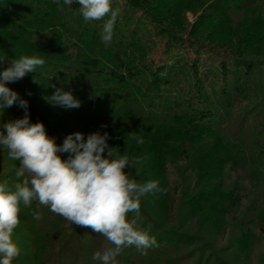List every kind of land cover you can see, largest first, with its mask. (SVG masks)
I'll use <instances>...</instances> for the list:
<instances>
[{"label":"trees","instance_id":"trees-1","mask_svg":"<svg viewBox=\"0 0 264 264\" xmlns=\"http://www.w3.org/2000/svg\"><path fill=\"white\" fill-rule=\"evenodd\" d=\"M125 1L144 10L150 0ZM151 2L155 6L150 8L151 15L148 17L162 24L164 19L172 21V25L178 23L177 17L183 10H201L199 23L208 27L206 37L210 42L196 40L197 43H206L205 47L217 51L230 47L228 52H236L230 57L232 72L225 62H220L214 72L222 79L227 73L235 75L232 86L224 84L217 91L205 90V85L199 81V74L189 72L187 62L183 61L157 68L141 64L137 55L144 59L142 57L149 48L134 37L136 30L128 40L120 24L125 10L115 24L110 45L105 46L101 42L104 21L85 22L80 6L77 3L64 5L63 0H60L59 7L56 0H0V72L10 66L12 49L16 58L21 55L44 58L46 62L42 67L8 84L28 101L31 123L43 122L47 134L60 140L61 135L49 124V112L64 113V109L54 106L48 98L57 88L71 91L81 102V106L73 110L84 116L87 126L85 140L93 132L112 131V135H117L115 148L119 152L125 148L140 151L141 164H137L132 176L139 174L149 180L161 173L168 163L180 160V154L187 157L189 170L198 177L197 188H201L187 201V205H191L189 209L200 212L207 208L204 216L211 219L213 216L220 217L223 216V203L233 197L234 189H227L230 188L227 181L231 174L246 171V174L250 173L253 188H264V85L263 80L259 81L258 90L261 92L255 95L249 80L250 69L255 64L250 62L249 69H243L246 54L257 57V65L264 68V0ZM112 5H115L113 0ZM168 26L166 34L172 38L180 28L174 30ZM70 47L79 53L75 58L67 55ZM96 51L110 55L120 66L112 68V64L101 62L99 70L91 72L85 65L93 59L90 53ZM241 96L250 104L259 99L257 104H252V109L258 110L260 120L257 130H250L249 135L243 131L231 133L228 129L229 113ZM14 105L0 109V125L23 118L24 109ZM69 128L68 125L66 130ZM138 139L143 143H138ZM0 149V182H11L19 163L9 159L2 146ZM67 155L65 153L66 158ZM143 207L141 202L140 213ZM40 208L41 219L36 220L27 208L21 206L20 222L24 231L36 240L32 259L38 264H48L65 220L46 207ZM263 215L264 212L261 217ZM154 226L150 230L148 225L140 228L154 232ZM87 228L80 227L78 234ZM153 236L158 246L151 248L149 252L152 254H165L167 248L175 249L180 245H196L191 237L173 231ZM60 247L63 250L68 244ZM126 248L122 250L127 253L120 264H136Z\"/></svg>","mask_w":264,"mask_h":264},{"label":"rangeland","instance_id":"rangeland-1","mask_svg":"<svg viewBox=\"0 0 264 264\" xmlns=\"http://www.w3.org/2000/svg\"><path fill=\"white\" fill-rule=\"evenodd\" d=\"M113 3H115L114 8L119 7L121 12L125 10V17L121 19L122 23L120 22V24L122 29H125L128 40L136 30L134 37L146 48H149V50L147 49L148 53L142 57L144 59L141 60V56L137 55L141 64L153 65L154 68H157L161 65H171L174 62L183 61L187 62L186 67L189 72L199 74V81L205 85V90L213 92L223 88L224 84L227 87L232 86L235 75L227 73L222 79V76L220 77L218 73L214 72L218 69L220 62H225L228 65L227 68L232 72L233 62L230 57L236 52H228L230 47L217 51L205 47L206 43H197L196 40L210 42L206 37L208 27H205L204 23H199L201 10L181 11L177 17L178 23L172 25V21L169 22L164 19V24H162L148 17L151 15L150 8L153 9L155 6L151 0L148 1L144 10L129 5L125 0H113ZM154 11L160 14L159 11L155 9ZM160 16L162 19L164 18L162 14ZM167 26L174 30L180 28V30L173 34L174 37L169 38L166 34ZM77 54H79L77 49L72 47L68 49L67 55L75 58ZM90 56H92L93 61H88L89 65L86 64L85 66L92 70L91 72L98 71L101 62L112 64V68L120 66L116 59L104 52H91ZM256 58L249 54L244 55V59L247 61H245L243 69H249L250 62L255 64L250 69L249 80L252 87L251 91H254L255 95H260L258 83L263 80L264 85V68L257 65ZM173 75L177 74L174 73ZM210 95L212 94L210 93ZM262 95L264 97V91ZM252 102H254L252 104H257L259 99H254ZM252 104L244 100L242 96L237 98L233 110L228 116L230 118L228 129L231 133L243 131L249 135L250 130L256 129L260 115L257 109H252ZM14 106L18 107V104ZM62 109H64V113L49 112L50 126L61 135L60 140L57 139L56 143L62 144L67 135L77 132L83 133L85 138L87 126L83 121L84 116L73 109L63 107ZM253 112L256 113L253 114ZM251 114L254 115L253 118L250 117ZM68 125L70 128L66 130ZM105 132L110 137L108 145L115 148L117 135H112V131L106 130L102 131L101 134ZM125 152L130 158H139V149L125 148L120 153ZM61 156L66 158L65 153H61ZM178 158L180 160L168 163L161 173L152 178V181H158L161 189L166 188L167 191L160 194H148L142 198L145 207L142 208L139 217H136L137 223L139 227L148 225L149 230L151 226L155 225L157 231L155 229L154 232L153 230L148 231L149 235L173 231L191 237L196 245L189 247L180 245L175 249L167 248V251L163 250L167 252L165 254L160 252L152 254L149 252L151 248L137 250L134 246L128 247L126 249L130 259L136 264H264V215L261 217L264 212V188H253L254 184L251 185L250 173L246 174V171L240 170L237 174H231V178L227 181L230 188L227 189H234L233 197L223 203V216H213L211 219L204 216L207 214V208L200 210V212H193L189 209L191 205L189 203L187 205V201L201 188H197L198 177L194 171L189 170L187 157H181L180 154ZM136 166L126 168L125 171L132 175ZM132 178L138 183L149 181L139 174L132 176ZM235 185L237 188H234ZM40 207L33 203L31 208H27V212L31 213L35 210L40 211L42 215ZM134 217L135 213H129V219ZM245 218L247 220L244 221ZM79 228L76 225L71 226L65 220L60 234L56 237L57 245L54 246L53 255L47 260L48 264H100L99 261L92 259L94 252L111 245L102 236L91 231L90 228L78 234ZM24 230L25 228L20 222L19 227L14 231L13 240L18 244L20 254L13 260L12 264H38L32 259L36 240ZM240 242H245V244L242 245ZM65 243L68 244V247L61 250L60 246L65 245ZM126 253L122 251L116 258V264L123 261ZM208 257H210L209 262H207Z\"/></svg>","mask_w":264,"mask_h":264},{"label":"clouds","instance_id":"clouds-1","mask_svg":"<svg viewBox=\"0 0 264 264\" xmlns=\"http://www.w3.org/2000/svg\"><path fill=\"white\" fill-rule=\"evenodd\" d=\"M58 7L60 0H56ZM77 3L85 22L103 20L101 42L108 46L121 9L112 0H63L71 6ZM9 59L10 66L0 72V109L18 106L23 118L0 125V146L9 159L18 161L14 179L0 182V264H12L20 248L13 240L20 225L21 206L33 203L48 208L71 226L88 227L102 236L109 245L94 252L92 259L100 264H116V258L126 247L147 250L158 246L148 230L140 228L142 198L148 194L166 192L158 181L138 183L126 168L140 163L125 152L108 145L107 132H93L85 140L83 133L67 135L62 144L47 134L43 122L31 123L28 101L8 87L29 72L45 64L38 55H21ZM49 102L65 109H77L81 102L71 91L57 88ZM138 143H143L141 139ZM61 153H67L64 159ZM106 153V154H105ZM129 213L135 217L129 219ZM34 219L41 213L32 211Z\"/></svg>","mask_w":264,"mask_h":264}]
</instances>
